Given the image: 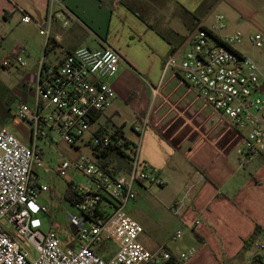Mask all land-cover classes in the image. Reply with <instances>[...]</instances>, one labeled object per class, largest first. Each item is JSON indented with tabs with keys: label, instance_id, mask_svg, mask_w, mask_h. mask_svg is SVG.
Returning <instances> with one entry per match:
<instances>
[{
	"label": "built area",
	"instance_id": "1",
	"mask_svg": "<svg viewBox=\"0 0 264 264\" xmlns=\"http://www.w3.org/2000/svg\"><path fill=\"white\" fill-rule=\"evenodd\" d=\"M21 15L23 24L34 23L40 28L46 42L33 75L34 106L15 100L9 121L0 127V264H186L195 255L194 248L179 253L163 248L150 252L139 242L142 228L124 209L137 198L135 184L147 181L160 186L162 181L140 160L138 142L125 146L112 128L99 130L88 143L96 160L80 155L73 161H61L56 169L71 185V206L81 215L74 225V245L61 248L53 226L44 232L31 227L30 208L37 206L40 192L49 190L35 181V170L43 165L37 142L52 148L55 143L49 134L55 133L78 149L91 122L114 100L109 80L118 72L122 58L105 44L99 49L59 48V40L51 38L50 26L56 23L66 28L74 15L57 0H49L44 22ZM242 43V33L226 32L223 17L215 15L211 26L199 22L193 27L162 69L178 74L201 100L228 119L240 139L236 154L246 160L264 156V98L260 97L264 92V87L260 92L264 57L258 62L243 54L238 49ZM249 44L263 51L264 37L254 34ZM27 55V48L17 45L0 65L22 69ZM145 128L144 120L133 132L140 136ZM109 148L127 157L125 174H113L118 167L115 163H102L98 155ZM35 208L50 215L43 206ZM182 208L183 202L172 208V213L177 215ZM179 236L177 231L172 239ZM252 247L256 254L251 263L261 264L264 242L255 241Z\"/></svg>",
	"mask_w": 264,
	"mask_h": 264
},
{
	"label": "crops",
	"instance_id": "2",
	"mask_svg": "<svg viewBox=\"0 0 264 264\" xmlns=\"http://www.w3.org/2000/svg\"><path fill=\"white\" fill-rule=\"evenodd\" d=\"M57 1L74 21L63 29L52 24L51 38L74 27V34L66 36L68 42L74 39V46L60 42L67 50L89 40L93 49L105 44L122 58L109 80L114 100L92 121L101 120L96 132L104 129L101 125L123 126V117L131 125L146 121L140 136L131 128L121 130L128 142H138L140 160L162 181L160 186L135 184L137 198L124 209L142 228L139 242L150 252L194 248L186 264H253L256 250L251 243L264 242V156H237L240 139L228 119L162 66L197 23L209 27L215 15L223 17L226 32L240 31L243 42L257 33L264 37V0ZM48 11L49 0H0V37L22 23L21 12L44 22ZM30 83L21 96L13 94L33 107V76ZM37 144L51 148L43 141ZM122 168L115 174H125L128 168L118 173ZM181 202L183 208L174 215L172 208ZM150 214L159 223L149 225ZM177 231L180 236L174 240Z\"/></svg>",
	"mask_w": 264,
	"mask_h": 264
},
{
	"label": "rangeland",
	"instance_id": "3",
	"mask_svg": "<svg viewBox=\"0 0 264 264\" xmlns=\"http://www.w3.org/2000/svg\"><path fill=\"white\" fill-rule=\"evenodd\" d=\"M39 29L40 28L34 23L28 25L15 23L4 37H0V62L8 59L17 45L25 46L28 49V57H25L26 66L24 68L3 69L0 65V83L12 93L15 91L18 94H23L25 87L26 89L31 87L32 82L30 83V79L35 73L36 61L43 55L46 42V38L39 34ZM67 30L62 33L58 30V33H56L59 39L58 46L62 50H67L69 46H74V39L68 42L67 39L69 38L66 37L69 36V33L67 32L74 34V27L68 31ZM61 40L67 48L60 43ZM81 44L82 47H89L91 49L94 48L89 40L83 41ZM238 49L243 54L256 59L258 62L263 60L264 50L261 51L253 48L248 42H243ZM55 52L57 53L58 49H55ZM49 58L52 59L53 55L50 54ZM21 94H19V96H21ZM260 97L264 98V92L260 94ZM3 98L4 94L0 91V106L2 105ZM16 100L19 99L16 97ZM123 120H125L126 123L123 126L118 125V127H121L122 131L125 129L126 132L131 128L132 133L135 134L133 132V127L136 125H131L128 117H123ZM100 121L101 120H98L90 124L88 130L82 135L80 139L81 142H78V149L61 141L55 133L49 134V136L53 137L55 143L52 148H48L47 145L45 146L44 144L42 145L43 165L37 169L36 183L38 185L47 186L49 190L47 192H40L37 199V206L35 207L43 206L47 208L50 215L48 216L44 214L38 208L31 207V227L44 232L49 227L53 226V228L58 231L61 248H67L74 245V225L80 219L81 215L71 206L70 203L64 200L67 183L58 176L56 169L61 161H73L80 155H84L91 160L97 159V157L92 154L88 143L91 142L93 136L95 135ZM117 123L119 124V120H115V125H117ZM101 127L111 129L114 125H101ZM128 145L129 147H132L133 143L129 141ZM126 153L129 154V151L127 150ZM115 164L117 166L119 165L117 162ZM120 172L124 173L125 170L118 171V173ZM157 220L156 216H153L152 214L149 215V225L153 226L159 223ZM140 235L142 236V234ZM247 244H249V242ZM106 246L109 247L111 245L107 244ZM29 250L33 252L32 249L29 248Z\"/></svg>",
	"mask_w": 264,
	"mask_h": 264
},
{
	"label": "trees",
	"instance_id": "4",
	"mask_svg": "<svg viewBox=\"0 0 264 264\" xmlns=\"http://www.w3.org/2000/svg\"><path fill=\"white\" fill-rule=\"evenodd\" d=\"M48 42L53 43L51 39L48 40ZM0 91L4 94V98L2 99V105L0 106L1 107L0 108V126H3L7 124V122L9 121L11 117V105L16 100V97L12 92H10L1 83H0ZM112 129L114 130V134L122 138L125 142V146H127L129 142L123 137L121 127H113ZM112 151H113L112 148L106 149L105 151H100L98 156L103 160L102 163L104 165H107V164H113L117 162V164H119L117 169H120L122 168L121 166H124L122 169L126 170L128 168L127 157L122 152H118V151L112 152ZM113 174L115 173L113 172ZM64 200L70 204L72 202V187L70 184H67V190H66ZM258 232H259V229H256L255 233H258Z\"/></svg>",
	"mask_w": 264,
	"mask_h": 264
},
{
	"label": "water",
	"instance_id": "5",
	"mask_svg": "<svg viewBox=\"0 0 264 264\" xmlns=\"http://www.w3.org/2000/svg\"><path fill=\"white\" fill-rule=\"evenodd\" d=\"M263 87H264V84L261 86V88H260V92L263 90Z\"/></svg>",
	"mask_w": 264,
	"mask_h": 264
}]
</instances>
